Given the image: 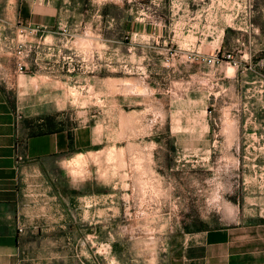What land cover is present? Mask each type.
<instances>
[{"label": "rangeland", "instance_id": "1", "mask_svg": "<svg viewBox=\"0 0 264 264\" xmlns=\"http://www.w3.org/2000/svg\"><path fill=\"white\" fill-rule=\"evenodd\" d=\"M59 7L74 15L54 28L72 45L58 51L72 75L71 107L56 120L87 127L92 143L37 179L48 207L18 239L17 264H173L197 231L239 213L264 220L256 0Z\"/></svg>", "mask_w": 264, "mask_h": 264}, {"label": "crops", "instance_id": "2", "mask_svg": "<svg viewBox=\"0 0 264 264\" xmlns=\"http://www.w3.org/2000/svg\"><path fill=\"white\" fill-rule=\"evenodd\" d=\"M59 2L0 0V264H17L18 239L44 216L48 202L39 197L37 179L47 163L92 143L87 127L30 135L36 118L71 107V59L63 57L64 68L57 66L61 46L64 51L72 45L60 43L54 28L74 10L60 9ZM254 28L264 33V0H256ZM19 42L32 46L23 72L16 68ZM239 214L231 223L191 234L173 264H264V221L248 222Z\"/></svg>", "mask_w": 264, "mask_h": 264}, {"label": "trees", "instance_id": "3", "mask_svg": "<svg viewBox=\"0 0 264 264\" xmlns=\"http://www.w3.org/2000/svg\"><path fill=\"white\" fill-rule=\"evenodd\" d=\"M57 114L53 115H43L34 120V122L29 126L30 135H42L47 133H53L60 131L64 128L61 121H57ZM71 141V137H70ZM264 221V220H261Z\"/></svg>", "mask_w": 264, "mask_h": 264}, {"label": "built area", "instance_id": "4", "mask_svg": "<svg viewBox=\"0 0 264 264\" xmlns=\"http://www.w3.org/2000/svg\"><path fill=\"white\" fill-rule=\"evenodd\" d=\"M32 31H34L35 33L39 31L38 28H33ZM32 51V46L28 45L24 42H19L16 46L15 49V58H16V68L19 72H23L26 70L25 68V58L29 55V53ZM227 58H231V55L228 54ZM22 144L21 143H17L16 144V149L19 150V148H21ZM17 156L18 159H21V153H19V151H17ZM23 229L22 228H18V232H22Z\"/></svg>", "mask_w": 264, "mask_h": 264}]
</instances>
